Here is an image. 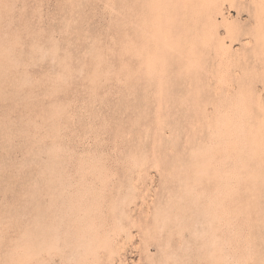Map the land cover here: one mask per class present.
Masks as SVG:
<instances>
[{
    "label": "rangeland",
    "instance_id": "rangeland-1",
    "mask_svg": "<svg viewBox=\"0 0 264 264\" xmlns=\"http://www.w3.org/2000/svg\"><path fill=\"white\" fill-rule=\"evenodd\" d=\"M0 264H264V0H0Z\"/></svg>",
    "mask_w": 264,
    "mask_h": 264
}]
</instances>
